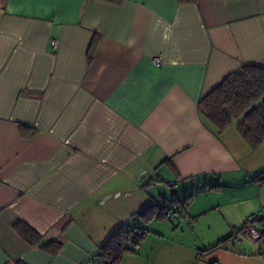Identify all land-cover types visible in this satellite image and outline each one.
<instances>
[{
	"label": "crops",
	"instance_id": "obj_1",
	"mask_svg": "<svg viewBox=\"0 0 264 264\" xmlns=\"http://www.w3.org/2000/svg\"><path fill=\"white\" fill-rule=\"evenodd\" d=\"M246 64L264 0H0V264H107L119 228L144 232L119 264H264L246 236L205 251L264 207V143L198 109Z\"/></svg>",
	"mask_w": 264,
	"mask_h": 264
},
{
	"label": "trees",
	"instance_id": "obj_2",
	"mask_svg": "<svg viewBox=\"0 0 264 264\" xmlns=\"http://www.w3.org/2000/svg\"><path fill=\"white\" fill-rule=\"evenodd\" d=\"M198 109L218 131L226 129L237 120L238 132L250 148L256 150L264 143V67L246 64L230 72L198 100ZM256 180L260 183L264 181V171L256 175ZM152 208L153 205H150L145 211ZM157 217H165L163 211L160 210ZM17 230L29 244L38 245L51 254H56L61 248L56 241L41 243L40 235L25 224L19 225ZM131 233L125 228L115 230L99 248L98 256L106 260L107 264H119L126 252L135 253L136 249L132 250L127 245ZM231 234L205 251L222 246ZM143 236L144 232L139 233L138 240L134 242L137 247Z\"/></svg>",
	"mask_w": 264,
	"mask_h": 264
},
{
	"label": "built area",
	"instance_id": "obj_3",
	"mask_svg": "<svg viewBox=\"0 0 264 264\" xmlns=\"http://www.w3.org/2000/svg\"><path fill=\"white\" fill-rule=\"evenodd\" d=\"M52 48H57V41H51ZM153 61L156 63L160 62V58L155 56ZM184 206L181 204L175 205L171 210L172 216H177L182 210ZM246 236L253 242H257L264 248V207L260 209L259 212H253L249 214L242 226L241 230L235 229L232 231L231 236L227 241H225L222 246H226L228 242L240 243L242 241V237ZM139 237L138 232H132L128 244H130V240L133 242L137 241ZM211 264H218L217 262H213Z\"/></svg>",
	"mask_w": 264,
	"mask_h": 264
},
{
	"label": "rangeland",
	"instance_id": "obj_4",
	"mask_svg": "<svg viewBox=\"0 0 264 264\" xmlns=\"http://www.w3.org/2000/svg\"><path fill=\"white\" fill-rule=\"evenodd\" d=\"M178 215L180 216V213H179ZM178 215H177V216H178ZM177 216H172V217L175 219ZM179 216H178V217H179ZM183 217H185V215H183ZM183 217H182V218H183ZM185 218H186V217H185ZM179 219H181V216H180ZM181 221H182V220H181ZM166 222H168V220H167ZM179 222H180V221H179ZM190 222H191V220H190ZM180 223H181V222H180ZM160 225L164 227V228H161V229H164L163 231H166L165 228H167V227H166V226H167V223H160V224H157V228H158V226L160 227ZM185 227H191V223H186V224H185ZM185 227H184V228H185ZM159 229H160V228H159ZM179 230H181V231H180V233H181V232H182V229H179ZM185 230H186V231H185V234H186V233L188 232V229L185 228ZM246 238H247V237L244 238L245 241H246ZM247 239H248V238H247ZM248 242H249V241H248ZM250 242H251L254 246H256L257 248H259V249L261 248V247L258 245V243L253 242V241H250ZM127 245H128V247H129L130 249H132V250H133V249H136V247H137V246L134 244V242H133L132 240H130V244L127 243ZM260 251H261L262 253H264V248H261ZM126 253H128V252H126Z\"/></svg>",
	"mask_w": 264,
	"mask_h": 264
}]
</instances>
